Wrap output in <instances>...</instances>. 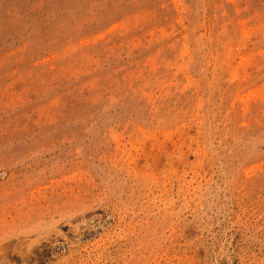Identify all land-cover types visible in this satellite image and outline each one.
<instances>
[{
	"label": "rangeland",
	"instance_id": "obj_1",
	"mask_svg": "<svg viewBox=\"0 0 264 264\" xmlns=\"http://www.w3.org/2000/svg\"><path fill=\"white\" fill-rule=\"evenodd\" d=\"M0 264H264V0H0Z\"/></svg>",
	"mask_w": 264,
	"mask_h": 264
}]
</instances>
